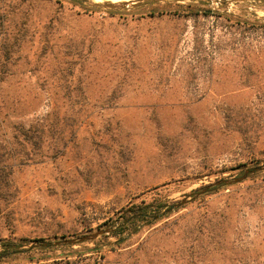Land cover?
I'll list each match as a JSON object with an SVG mask.
<instances>
[{
	"label": "rangeland",
	"instance_id": "rangeland-1",
	"mask_svg": "<svg viewBox=\"0 0 264 264\" xmlns=\"http://www.w3.org/2000/svg\"><path fill=\"white\" fill-rule=\"evenodd\" d=\"M1 1L0 8L28 12L13 17L12 29L25 20L28 36L2 71L10 74L6 91L22 100L12 118L32 121L50 110L88 118L54 159L37 153L0 186V264H243L245 255L250 264H264V208L245 200L252 180L193 198L264 166V30L234 22L264 23V0H86L95 7L86 12L62 0L72 11L70 28L60 34L98 37L90 49L88 41L77 47L81 57L59 35L54 50H44V21L62 10L56 0ZM165 4L211 13L189 20L145 16ZM123 10L139 11L122 18ZM153 201L167 203V218L140 223L136 233L119 236L122 242L107 234L29 249L109 229L122 209ZM221 211L236 227L233 253L207 254L205 235L193 248L198 220Z\"/></svg>",
	"mask_w": 264,
	"mask_h": 264
},
{
	"label": "trees",
	"instance_id": "trees-1",
	"mask_svg": "<svg viewBox=\"0 0 264 264\" xmlns=\"http://www.w3.org/2000/svg\"><path fill=\"white\" fill-rule=\"evenodd\" d=\"M2 1L7 2V0ZM64 1L68 4V6L71 4V7L81 9L84 12L90 10L93 11L95 9V7L85 4L87 3L86 0ZM8 2L11 3L13 0ZM56 2L60 4L62 10L53 11L47 17L46 21H44V50L53 51L56 46L54 43V37L59 35L56 39L66 38L63 40H65L64 42L68 45L69 50H72L71 46H73L75 50L74 54L81 57V55L77 52V47L82 45L85 41H88V47L90 49L93 44H96L98 37L96 34H91L90 32L87 33V36L81 34L80 37H72L71 33L63 37L61 32L71 26L70 12L72 11V8H64L62 0H56ZM164 6L154 7L147 14H145V16L147 15L151 19L178 16L181 19L189 20L192 16H208V14L210 15L211 13L210 10H201L195 5H177L173 10L169 9L171 8L170 4H165ZM16 8L18 9V7L15 5L11 6V4L5 6V3H3V6L0 8V186L7 184L8 173L13 170L14 167L29 164L34 161L36 157H38V154H40L41 157L49 156L54 159L59 154L61 147L65 145L66 142L71 141L74 138L76 127L81 126L88 118L87 113L81 114L79 111L74 114L72 113L70 117H60L59 113L53 110L48 111L42 118L32 121L23 120L22 118H20V120H14L12 118V116L17 117L18 111L15 105L22 100L18 96H14L6 91L5 84L7 83L10 74L2 73V71L8 70L14 61L12 59V52L16 49V52L19 53L24 47L25 37L28 36L25 20H22V25L24 27L17 28L16 30L12 29L13 26H11V24L12 21L15 20L13 17H17L18 15L20 16V13L23 14L22 17H25L28 13L27 11H25L26 13L16 12ZM138 11L123 10L118 12V15L119 17L125 18L127 15L135 14ZM109 14L111 16L114 15L111 12H109ZM75 15H80L79 11H77ZM230 17L231 16H228L227 18L229 19ZM143 18L144 15L140 14L139 19ZM234 22H237L240 26H244L243 28L247 31L252 29L257 30L260 28L264 30V23L259 22L258 20L243 22L235 20ZM86 56L87 54H85L84 58H86ZM81 72L82 71L79 70V73ZM110 96H112L111 100H113L114 97L113 101L118 99L115 90ZM64 127L69 130L66 134L64 133ZM242 167L246 168L245 165H240V168ZM262 175L263 173L256 172L252 175L249 174L248 176L247 180H252V187L250 188L248 186L247 188L253 189V192L250 196H247L245 200H250L252 202L251 207L258 204L264 208V177H260ZM259 177L260 181H257ZM239 185L240 184L237 186ZM221 190L224 189L213 187L211 191L202 197L219 193ZM0 197L1 199L4 198L2 195H0ZM228 197H231V195H228ZM227 206L228 208L229 206L236 208L235 203ZM169 211H171V209L168 208L167 203L160 201H153L148 204L143 202L139 204H130L128 207L121 210L120 215L117 219H115V221L108 224L110 227L109 229H111L109 235L119 238V236L125 232L134 234L138 231L140 223H144L147 226L152 225L160 219L165 218L169 214ZM212 217L213 215L209 216L207 213L204 214V217L198 220L196 225L193 227L191 232L194 234V237L191 240L192 247L194 246L193 248H195L197 245H200L199 238L205 235L208 239V244L205 249L207 250V254L216 253L219 256L225 257L228 253H233L235 238L231 237V234L237 233L235 230L236 227L232 224L234 223L232 217L228 218L225 216L223 211L214 215L213 218ZM124 239L125 238L120 237L118 242H122ZM248 257V255H245V261L239 262H242L243 264H250L247 261ZM252 261L253 260H251V262Z\"/></svg>",
	"mask_w": 264,
	"mask_h": 264
},
{
	"label": "water",
	"instance_id": "water-1",
	"mask_svg": "<svg viewBox=\"0 0 264 264\" xmlns=\"http://www.w3.org/2000/svg\"><path fill=\"white\" fill-rule=\"evenodd\" d=\"M131 4H134V3L131 2ZM262 170H264V166H258V167H255L253 169H246L240 177H236V178H233L230 180H220V181H217L216 183H214L212 185L204 187L198 193H196L193 198H196V197H199V196H202V195L208 193L209 191H211V189H213V187H224V186L226 187V186H231V185L242 183L243 181H245V179L248 177L249 174H253V173H256V172H259ZM187 202H188V200L184 199V200L180 201L179 203H177L176 205H174L173 208H177V207H179V206H181ZM110 231H111V229L100 230L97 233H94L91 235H85V236L80 237L79 239H76V240L75 239H68V240L57 241L56 243H47V242L39 243L36 245H31L29 247V249H31L33 247L76 245L79 243H85L88 241H92L101 235H107L110 233ZM0 258H2V257L0 256Z\"/></svg>",
	"mask_w": 264,
	"mask_h": 264
},
{
	"label": "bare ground",
	"instance_id": "bare-ground-1",
	"mask_svg": "<svg viewBox=\"0 0 264 264\" xmlns=\"http://www.w3.org/2000/svg\"><path fill=\"white\" fill-rule=\"evenodd\" d=\"M94 3H104V2H108V3H112V4H121V3H130L133 0H90Z\"/></svg>",
	"mask_w": 264,
	"mask_h": 264
}]
</instances>
